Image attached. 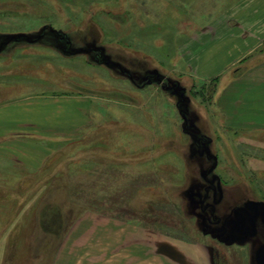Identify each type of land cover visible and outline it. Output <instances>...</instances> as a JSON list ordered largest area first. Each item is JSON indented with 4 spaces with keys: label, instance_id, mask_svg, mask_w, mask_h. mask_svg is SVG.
<instances>
[{
    "label": "rangeland",
    "instance_id": "obj_1",
    "mask_svg": "<svg viewBox=\"0 0 264 264\" xmlns=\"http://www.w3.org/2000/svg\"><path fill=\"white\" fill-rule=\"evenodd\" d=\"M247 1L262 0H0V138L20 104L83 98L88 114L83 135L55 145L75 161L28 177L0 159V264H53L97 218L141 227L136 240L157 237L175 264H195L178 258L200 246L199 264L211 250L217 264H264V131L226 128L215 82L183 59L191 36ZM20 34L41 38L9 40Z\"/></svg>",
    "mask_w": 264,
    "mask_h": 264
},
{
    "label": "crops",
    "instance_id": "obj_2",
    "mask_svg": "<svg viewBox=\"0 0 264 264\" xmlns=\"http://www.w3.org/2000/svg\"><path fill=\"white\" fill-rule=\"evenodd\" d=\"M236 8L231 18H216L191 36L183 45V59L193 79L215 82L217 90L213 111L224 119L226 128L235 134H251L246 131H264V0L251 6L247 1ZM229 72H232L231 75H228ZM64 100L44 102L32 110L26 108L31 107L29 103L26 107L20 104L16 112L18 116L12 121L18 128L17 132H10L14 134L11 138H0V159L10 161L12 170L22 167L29 177L32 172H42L52 160L57 165L60 157L76 160L71 153H67L72 152L73 148L64 151V145L57 148L55 145L63 142L68 144L85 133L88 114L84 112V104L87 99L66 97ZM65 106L66 110L61 109ZM41 112L43 114L39 115ZM1 120L3 118L0 115ZM27 137L54 144V149L49 145L25 141ZM67 144L65 147H68ZM86 221L74 229L82 230L80 237L77 233L69 234L53 264H119L129 257L132 263L150 264L151 260L147 259L153 257L149 253L153 246L156 247V259L162 257L163 263H176L173 255L163 253L160 256L157 237L156 244L143 245L142 241L136 240L143 230L137 225L107 222L98 218L94 222ZM81 242L82 245H79ZM165 244L175 252L174 240ZM79 247L85 250L83 254H78V251L83 252ZM189 249L191 251L185 254L178 250L182 253L178 260L201 257V248Z\"/></svg>",
    "mask_w": 264,
    "mask_h": 264
},
{
    "label": "flooded vegetation",
    "instance_id": "obj_3",
    "mask_svg": "<svg viewBox=\"0 0 264 264\" xmlns=\"http://www.w3.org/2000/svg\"><path fill=\"white\" fill-rule=\"evenodd\" d=\"M257 208H258V207H256V208L254 209V211H255L256 213H257V211H258ZM255 212H254V213H255ZM249 213H250V211H249ZM250 215L253 216V214H250ZM243 218H244V217H243ZM242 223L245 225L247 222H242ZM242 223H241V226H240V227H242V225H243ZM235 225H236V224L233 223V226H235ZM244 225H243V226H244ZM200 248H203V247L200 246ZM210 249H211V248H210ZM204 250H206V252L208 253V249H207L206 246H205V249H204ZM211 251L213 252V250H211ZM212 252L207 254V257H208L207 261H208V262H207V261H204L203 264H217V262H215V260H214V254H213ZM192 260H193V262H194L195 264H199L197 260H195V259H193V258H192ZM196 261H197V262H196ZM185 262H186V261H185Z\"/></svg>",
    "mask_w": 264,
    "mask_h": 264
},
{
    "label": "water",
    "instance_id": "obj_4",
    "mask_svg": "<svg viewBox=\"0 0 264 264\" xmlns=\"http://www.w3.org/2000/svg\"><path fill=\"white\" fill-rule=\"evenodd\" d=\"M17 38V40H19V39H24L25 41H27L28 43H35L36 41H38V39H40L41 38V36H39V37H37V38H31V37H29V36H27V35H16V36H12V38H9V40H13V39H16ZM108 67H114V65L113 64H111L110 62H108V63H105ZM174 88V87H173ZM172 88V89H173ZM179 90H181V89H178V88H176V89H174V92H176V93H179Z\"/></svg>",
    "mask_w": 264,
    "mask_h": 264
},
{
    "label": "bare ground",
    "instance_id": "obj_5",
    "mask_svg": "<svg viewBox=\"0 0 264 264\" xmlns=\"http://www.w3.org/2000/svg\"><path fill=\"white\" fill-rule=\"evenodd\" d=\"M163 165H165V163L163 164ZM135 167V166H134ZM168 168V167H167Z\"/></svg>",
    "mask_w": 264,
    "mask_h": 264
}]
</instances>
